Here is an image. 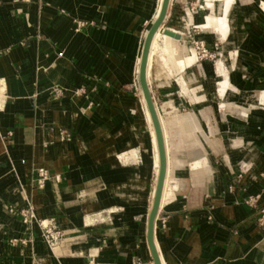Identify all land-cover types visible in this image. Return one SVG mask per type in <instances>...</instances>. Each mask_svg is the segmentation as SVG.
<instances>
[{
  "label": "crops",
  "instance_id": "1",
  "mask_svg": "<svg viewBox=\"0 0 264 264\" xmlns=\"http://www.w3.org/2000/svg\"><path fill=\"white\" fill-rule=\"evenodd\" d=\"M225 1L170 0L161 27L180 46L218 41L219 52L146 71L167 158L154 230L161 264H264L257 208L244 202L264 206V13L233 0L221 40L204 18L209 2ZM159 4L0 0V264H153L146 214L158 158L135 71ZM39 169L50 174L42 185ZM28 205L53 219L59 245L35 220L27 229Z\"/></svg>",
  "mask_w": 264,
  "mask_h": 264
},
{
  "label": "water",
  "instance_id": "2",
  "mask_svg": "<svg viewBox=\"0 0 264 264\" xmlns=\"http://www.w3.org/2000/svg\"><path fill=\"white\" fill-rule=\"evenodd\" d=\"M169 3L170 0H160L158 13L156 17L153 19V21L150 23L148 29L144 33L142 49L140 51V59L138 62V68L135 71V80L138 84V89L141 90L142 96L145 101V105L150 115V119L154 129L155 139H156L157 152H158V171L154 177V185L150 195V205L148 212L146 214V241L153 264H161L154 242V236H155L154 230H155L157 216L160 213L159 211L160 200H161L163 184L166 176V151H165V142H164L162 127L158 118L157 108L155 106V102L151 94L150 86L146 79V67H147L148 55H149L152 39L155 33L162 28L161 26L166 18L167 11L169 8ZM161 31L163 34L180 38V35L178 33H175L174 31L168 28H162ZM47 178H50L49 173H47V176L44 180H46ZM34 215H35V219H40L44 221L47 220V218L44 219L38 218L35 214V211H34ZM55 229L58 230L56 227ZM59 244H60V240H57L55 244H53V247Z\"/></svg>",
  "mask_w": 264,
  "mask_h": 264
},
{
  "label": "bare ground",
  "instance_id": "3",
  "mask_svg": "<svg viewBox=\"0 0 264 264\" xmlns=\"http://www.w3.org/2000/svg\"><path fill=\"white\" fill-rule=\"evenodd\" d=\"M233 0H229V1H225L226 3L228 2V4L225 5V7H222L223 9L222 10H218L217 7L213 6V5H210L211 2H209V5H208V2H207V5H208V8L210 9V12H213L214 15L212 14L211 16L210 15H207V18H204L205 19V22L206 24L209 23L210 27L212 26L214 30L216 31H219L220 32V37H221V40L225 37L226 35V32L230 29V23L228 21V14L230 13V10H231V5H229V3H231ZM213 2V0H212ZM215 2V1H214ZM224 2V3H225ZM250 6V8L252 9V11L254 13L258 12V10L260 9L263 13H264V0H259L258 2V6H255L252 2V0H247ZM206 3V2H205ZM223 3V4H224ZM222 4V6H223ZM220 7V6H219ZM202 16V15H201ZM200 16V18H202ZM189 19V18H188ZM209 19L207 22L206 20ZM189 21V20H188ZM205 22H204V26H205ZM208 25V27H209ZM201 26V25H200ZM200 26H198V28H200ZM207 27V25H206ZM209 27V28H210ZM211 27V29H212ZM177 33V32H176ZM218 33V32H216ZM159 30L155 33L153 39H152V42H151V45L150 47L152 46V50L150 51L149 50V53H150V56L148 55V61H147V67H148V73L151 75V76H157L158 74H160L159 72H162V70L164 69V65H163V61H165V59L167 58L168 60H175L176 59V62L178 61V63L184 65V62L186 61V63H191L192 61L195 60V47L193 46L192 43H190V47L187 46V44H184L183 46H180L177 42L178 38L174 37V36H171V35H167V34H163L164 35V41H163V44L161 46H159L157 44V41H158V36H159ZM219 37V38H220ZM180 40V39H179ZM193 47V48H192ZM154 48H158L159 49V52L162 53V55L154 52ZM195 50V52H194ZM198 59V56H197V53H196V60ZM198 61V60H197ZM147 67H146V71H147ZM178 67V66H177ZM163 68V69H162ZM179 68V67H178ZM180 69V68H179ZM178 69V70H179ZM219 69V68H218ZM168 72V70H165ZM221 72V71H220ZM222 73V72H221ZM224 73V72H223ZM167 74V73H166ZM164 76V75H163ZM169 76V74H168ZM221 76V75H220ZM219 76V77H220ZM160 77V76H159ZM147 79V77H146ZM227 83V78L226 76L224 75V79H222V81L219 82V85L218 87L219 88H223V86ZM152 94V93H151ZM220 107L222 109H227L229 111H236L237 110V107H235L234 104L232 103H228V104H222L220 103ZM147 108V107H146ZM158 113V112H157ZM150 116V115H149ZM159 118V117H158ZM151 120V119H150ZM176 119H174V122H175ZM160 121V120H159ZM163 121V120H162ZM172 121V119L170 120ZM177 121V120H176ZM179 121V120H178ZM177 121V122H178ZM174 122H169L168 123V126H173L174 125ZM182 122V121H181ZM186 122V121H185ZM184 122H182L181 124H183ZM161 124V123H160ZM164 124V123H163ZM162 124V127L164 126ZM185 124V123H184ZM151 126H152V122H151ZM164 129V128H163ZM165 131V137L167 136V131ZM152 133H153V141H154V144H155V149H156V152H157V147H156V139H155V134H154V129H153V126H152ZM166 150V149H165ZM168 155V154H167ZM157 158H158V152H157ZM167 159V158H166ZM169 161V160H168ZM167 163V162H166ZM169 163V162H168ZM167 168V167H166ZM157 171H158V168H157ZM39 184H41L40 182H38ZM164 186V184H163ZM167 186V185H166ZM169 187H171L169 185ZM167 186V189L169 188ZM170 189V188H169ZM167 192H169L168 194L170 195V191L169 190ZM163 190V189H162ZM166 194V193H165ZM167 194V195H168ZM173 195V194H172ZM170 198V196H168ZM167 198V197H166ZM171 199V198H170ZM169 199V200H170ZM167 200V199H166ZM161 202V201H160ZM21 215V214H20ZM22 216V215H21ZM23 217V216H22ZM32 220H35V217H33ZM23 221H24V217H23ZM25 222V221H24ZM157 249V248H156Z\"/></svg>",
  "mask_w": 264,
  "mask_h": 264
},
{
  "label": "built area",
  "instance_id": "4",
  "mask_svg": "<svg viewBox=\"0 0 264 264\" xmlns=\"http://www.w3.org/2000/svg\"><path fill=\"white\" fill-rule=\"evenodd\" d=\"M187 33L190 34L189 31H187ZM191 43L195 47V50L198 56L197 60L205 58V57L213 58L214 55L210 54L207 51L203 40L192 39ZM54 92L56 95H59L60 89L55 88ZM7 135L10 136L11 132H8ZM46 176H47L46 170H43V169L38 170V182H40L41 185L43 183V180L46 178ZM257 198L258 196H249L244 200V202L251 207L257 208L256 222H257L258 227L264 231V206H261V207L257 206ZM19 213L24 217L25 225H27L28 223L30 225L32 224V219L33 217H35V215H34V209L31 205L21 208ZM35 221L40 227L47 243L49 245L55 244V242L59 238V231L55 229L53 219H47L46 221L35 219ZM21 242H24V240H22Z\"/></svg>",
  "mask_w": 264,
  "mask_h": 264
},
{
  "label": "rangeland",
  "instance_id": "5",
  "mask_svg": "<svg viewBox=\"0 0 264 264\" xmlns=\"http://www.w3.org/2000/svg\"><path fill=\"white\" fill-rule=\"evenodd\" d=\"M196 9H199V7L197 6V8H195L194 10H196ZM206 44V43H205ZM187 46H189V45H187ZM221 45L219 44V42L218 41H216L213 45H212V48L211 49H209L206 45H205V48L207 49V51L210 53V54H212V55H214L213 56V58H209V57H205V58H202V59H215L216 58V56H217V54H218V52H219V47H220ZM190 47V46H189ZM193 48V47H192ZM194 52H195V50H194ZM195 60H196V52H195ZM194 60V61H195ZM199 60H201V59H199ZM26 227H27V229L30 231V232H32L33 231V224H27L26 225ZM41 232V236L43 237V239H44V242L46 243V244H48L47 243V241H46V239H45V237H44V235H42L43 233H42V231H40ZM59 236H60V232H59ZM59 239V238H58ZM19 240H24L25 241V239L24 238H21V239H19V238H10V240L8 241L10 244H16L17 242H19Z\"/></svg>",
  "mask_w": 264,
  "mask_h": 264
}]
</instances>
